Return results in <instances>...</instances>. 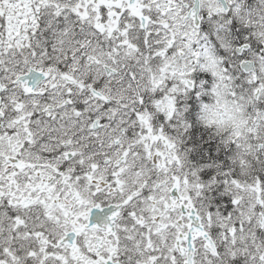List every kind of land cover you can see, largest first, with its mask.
Masks as SVG:
<instances>
[{
  "label": "snow or ice",
  "instance_id": "1",
  "mask_svg": "<svg viewBox=\"0 0 264 264\" xmlns=\"http://www.w3.org/2000/svg\"><path fill=\"white\" fill-rule=\"evenodd\" d=\"M0 264H264V0H0Z\"/></svg>",
  "mask_w": 264,
  "mask_h": 264
}]
</instances>
